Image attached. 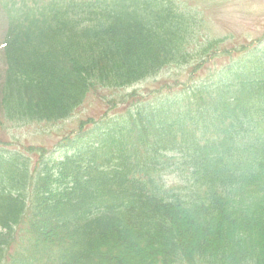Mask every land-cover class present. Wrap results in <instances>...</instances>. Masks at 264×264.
I'll return each instance as SVG.
<instances>
[{"label":"trees","instance_id":"obj_1","mask_svg":"<svg viewBox=\"0 0 264 264\" xmlns=\"http://www.w3.org/2000/svg\"><path fill=\"white\" fill-rule=\"evenodd\" d=\"M0 6L3 125L67 120L104 88L123 107L53 151L0 140V264H264V56L122 92L195 77L221 41L197 49L174 0Z\"/></svg>","mask_w":264,"mask_h":264},{"label":"rangeland","instance_id":"obj_2","mask_svg":"<svg viewBox=\"0 0 264 264\" xmlns=\"http://www.w3.org/2000/svg\"><path fill=\"white\" fill-rule=\"evenodd\" d=\"M174 2L188 13L194 22L197 49H201L207 42L209 44L210 41L217 40L221 41L220 50L206 55L207 61L202 63L204 70L198 72L195 77L188 73V67L177 70L165 69L158 76L122 92L137 89L141 92L148 90L154 94H166L169 92L164 88L166 85L170 86L172 92L177 91L181 87L175 86L176 81H179V86L183 83L192 85L199 79L200 73L204 76L206 72L220 70L230 61L241 59L250 52H256L259 59L264 56V0H174ZM6 27L7 20L0 6V88L6 69L2 48ZM228 52L231 54L228 55ZM117 93V90L105 88L90 93L85 104L71 118L56 124L28 122L3 125L0 115V140L11 143L7 147L9 150L46 147L53 151L59 140L77 130L81 120L91 117L98 119L105 113L112 116L121 112L122 106L114 107L107 104ZM60 154H63V150L56 152V155ZM174 176L175 174L165 177L171 181Z\"/></svg>","mask_w":264,"mask_h":264}]
</instances>
